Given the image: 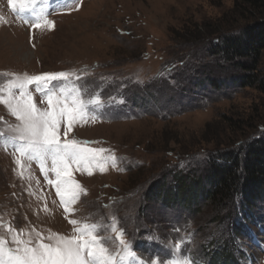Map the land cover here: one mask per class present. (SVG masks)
<instances>
[{"label": "rangeland", "instance_id": "1", "mask_svg": "<svg viewBox=\"0 0 264 264\" xmlns=\"http://www.w3.org/2000/svg\"><path fill=\"white\" fill-rule=\"evenodd\" d=\"M13 2L19 11L21 3L27 8L33 0ZM234 3L34 0L32 11L18 15L9 0H0V98L7 99L9 83L25 75L74 73L49 87H75L103 119L74 124L67 137L65 121L60 138L88 142L82 146L104 149L102 155L115 160L113 165L107 159L103 172L93 167L92 175L73 166L81 190L65 212L48 182L55 181L50 159L47 175L39 160L16 164L19 121L0 103L5 253L15 249L14 235L31 236L33 243L36 233L70 237L75 226L69 221L75 219L80 226H96L115 264H264V193L254 208L242 207L241 194L216 208L201 200L203 183L193 182H203L210 162L218 163L222 154L239 153L264 137V92L237 85L245 73L209 53L219 43L218 27L232 18ZM33 12L42 13L40 27H33ZM256 75L264 77V56ZM34 88L29 86L33 101L46 110ZM156 180L164 186L161 196L146 202Z\"/></svg>", "mask_w": 264, "mask_h": 264}, {"label": "snow or ice", "instance_id": "2", "mask_svg": "<svg viewBox=\"0 0 264 264\" xmlns=\"http://www.w3.org/2000/svg\"><path fill=\"white\" fill-rule=\"evenodd\" d=\"M13 11H17V5L13 0H9ZM33 3L25 8L24 3L19 6L20 12L32 11ZM41 12H33L35 22L33 27H40ZM28 23L29 21H25ZM43 23L54 28L51 21L44 20ZM75 74L71 72L43 73L39 75L17 78L8 85V98H0V103H4L9 108L11 114L19 121L15 129L17 136L15 139L19 143L15 146V151L19 154L16 164L23 167L22 160H39L41 170L47 175L46 161L51 160V171L55 173L54 183L56 193L60 197L64 210L79 198L81 186L72 178V169L87 171L88 175L93 174V167H98L101 172L107 159L102 154L104 149H93L82 146L88 142L74 139L60 138L61 124L67 122V127L63 135L67 137L74 124L85 123L89 119L95 121L103 119L99 111H90V104L93 101H85L80 92L75 88H61L57 91L50 88L53 81H69ZM79 79V76L76 77ZM34 85V90L42 94L41 102L46 100L47 109L41 110L33 101V95L29 91V86ZM13 89H18L14 92ZM123 102V101H121ZM99 105V99L95 101ZM74 227V235L41 237L36 233L35 243L33 238L22 240L14 235L12 242L15 249L4 251L5 241H0V264H115L113 257L108 255L107 249L96 235L95 225L84 224L80 226L78 221H69ZM44 239L50 241L43 242ZM120 243L128 245L120 238ZM7 257L6 259L4 257ZM123 259V257L121 258ZM169 264H184L183 260H172Z\"/></svg>", "mask_w": 264, "mask_h": 264}, {"label": "trees", "instance_id": "3", "mask_svg": "<svg viewBox=\"0 0 264 264\" xmlns=\"http://www.w3.org/2000/svg\"><path fill=\"white\" fill-rule=\"evenodd\" d=\"M263 12L264 0H235L231 11L232 18L222 23L225 27H218L216 34L219 43L211 46L209 50L212 56L222 57L223 61L236 65L238 70L245 73L235 82L237 85L256 87L262 92L264 77L259 78L256 73L264 56ZM238 27L242 29L233 31ZM208 82L211 86L218 87L215 81ZM192 181L186 190L191 188L193 182L198 185L203 183L201 192L199 188L197 192H200L203 202L213 207H226L241 194L242 207L254 208L264 193V137L249 143L239 153L232 151L222 154L218 163L210 162V173L203 182ZM182 184L184 187L185 183ZM162 187L164 186L158 180L154 181L148 188L146 202H150L157 195L161 196ZM182 187L178 188L179 191ZM165 196L166 194L163 198Z\"/></svg>", "mask_w": 264, "mask_h": 264}]
</instances>
